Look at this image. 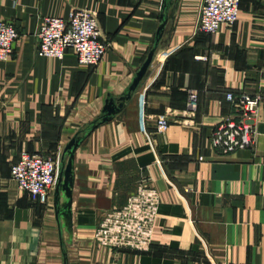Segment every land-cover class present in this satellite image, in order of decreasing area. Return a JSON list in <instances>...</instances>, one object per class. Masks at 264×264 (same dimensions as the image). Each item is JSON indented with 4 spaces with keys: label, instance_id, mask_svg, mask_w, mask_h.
Listing matches in <instances>:
<instances>
[{
    "label": "crops",
    "instance_id": "0c3cea01",
    "mask_svg": "<svg viewBox=\"0 0 264 264\" xmlns=\"http://www.w3.org/2000/svg\"><path fill=\"white\" fill-rule=\"evenodd\" d=\"M201 5L0 0V19L20 30L14 56L0 61V264H264V0L243 1L239 21L215 34L198 30ZM82 9L97 13L110 44L100 65L82 64L73 50L39 56L41 19ZM152 50L144 80L108 116L107 100L129 93ZM229 92L263 103L254 148L224 154L211 136L236 114ZM162 116L171 125L159 133ZM23 153L60 160L47 204L13 178ZM141 185L161 197L151 249L98 244L106 214Z\"/></svg>",
    "mask_w": 264,
    "mask_h": 264
},
{
    "label": "built area",
    "instance_id": "2783aa9c",
    "mask_svg": "<svg viewBox=\"0 0 264 264\" xmlns=\"http://www.w3.org/2000/svg\"><path fill=\"white\" fill-rule=\"evenodd\" d=\"M243 1L202 0L198 30L215 34L223 25L233 27L240 19ZM19 37L20 30L15 23L0 19V61L6 62L14 56ZM38 39L39 56L63 59L69 50H73L82 64L94 67L100 65L110 47L103 38L97 13L84 9L74 10L68 19L43 17ZM227 100L234 106L236 114L224 118L215 127L211 136L212 147L224 154L254 148L256 120L263 97L229 92ZM197 104L198 95L191 92L190 108L195 109ZM157 124L158 132L163 133L168 130L171 121L162 116ZM158 163L163 162L158 159ZM60 174V160L42 154L23 153L12 167L13 178L19 187L42 204L49 202ZM160 201V194L155 188L141 185L124 207L106 214L95 232L96 242L108 248L149 251L159 218Z\"/></svg>",
    "mask_w": 264,
    "mask_h": 264
},
{
    "label": "water",
    "instance_id": "95a60500",
    "mask_svg": "<svg viewBox=\"0 0 264 264\" xmlns=\"http://www.w3.org/2000/svg\"><path fill=\"white\" fill-rule=\"evenodd\" d=\"M154 55H155V50H152L151 53L149 54V57H148L147 61L145 62V64L141 68V70L138 72L133 84L130 87L129 93L126 96L122 97L121 100H118V101L113 99V98H109L107 100L106 106L104 108V112L108 116L117 114V113L122 111V109L124 108V103L131 99L133 92L138 89V87L140 86L141 82L144 80L145 76L147 75L148 70H149V68H150V66L152 64L153 59H154ZM77 146H78L77 141L73 140L70 143V145L68 146V150L72 149L73 147H77ZM72 169H73V156L70 159L69 164H68L67 169H66L67 181L71 177ZM60 181H61V176H60V179H59V183H60Z\"/></svg>",
    "mask_w": 264,
    "mask_h": 264
}]
</instances>
